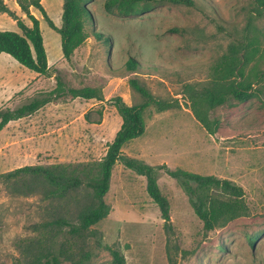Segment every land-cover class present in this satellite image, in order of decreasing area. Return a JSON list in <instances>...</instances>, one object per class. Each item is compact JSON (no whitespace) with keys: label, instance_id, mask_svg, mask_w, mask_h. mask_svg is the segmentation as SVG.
Masks as SVG:
<instances>
[{"label":"rangeland","instance_id":"1","mask_svg":"<svg viewBox=\"0 0 264 264\" xmlns=\"http://www.w3.org/2000/svg\"><path fill=\"white\" fill-rule=\"evenodd\" d=\"M4 1L31 25L16 0ZM109 1L87 4L90 30L109 42L92 34L70 62L63 57L60 34L31 8L48 55L46 75L0 54V109L46 97L58 88V78L66 88H94L101 96L84 99L66 93L9 123L0 133V175L26 166L77 167L101 161L122 125L113 98L120 96L128 105L146 101L132 85L135 80L165 108L152 103L145 110V133L123 151L158 168L171 225L165 227L146 178L121 163L105 196L109 216L92 228L96 235L79 242L71 227L55 222L77 223L91 201L90 188L58 198L31 178L10 185L0 181V264H27L40 247L63 248L70 256L88 254L84 264H111L109 248L119 249L126 264H264V8L257 11L256 0H193L194 5L152 0L140 1L139 12L125 15L117 8L110 11ZM42 4L61 27L63 0ZM0 30L20 32L5 13H0ZM246 54L245 79L256 94L245 101L231 97L208 110L211 122H217L211 134L197 118L194 100L214 86L218 62ZM130 60L139 67L130 69ZM161 165L231 180L244 190L245 212L206 230L183 189Z\"/></svg>","mask_w":264,"mask_h":264},{"label":"trees","instance_id":"2","mask_svg":"<svg viewBox=\"0 0 264 264\" xmlns=\"http://www.w3.org/2000/svg\"><path fill=\"white\" fill-rule=\"evenodd\" d=\"M16 1L21 11L30 20L31 25L16 16L4 0H0V13L10 15L16 21L20 31L0 30V54L11 56L32 72L46 75L49 73L50 67L40 21L33 15L31 8L37 9L44 16L49 27L60 34L62 54L68 62L92 34L104 43L109 42L108 37L90 30L93 25L92 15L87 8L90 0H63L61 27L56 26L50 19L42 0ZM140 1L151 2L152 0H110L107 8L110 11L117 8L121 14L131 15L141 9ZM171 1L178 4L194 5L193 0ZM256 3L257 11L264 8V0H256ZM248 61L246 54L242 58L230 55L218 62L213 74L214 86L206 89L194 100L195 114L211 134L216 133L217 122H211L208 110L228 102L231 97L245 101L256 94L253 83L245 79L244 67ZM128 66L134 70L139 67V64L135 60H130ZM232 78L233 81H231ZM131 83L145 97L146 101L140 105H128L120 96L113 98L112 103L122 118V125L114 140L108 145L107 153L101 161L77 167L69 164L50 167L26 166L0 175V181L7 185L31 178L49 188L50 194L58 198H65L70 193L84 187L90 188L92 190L91 201L78 215L77 223L74 224L66 219H59L55 222L61 227H71L70 232L78 242L85 241L89 234L96 235L97 232L92 228L109 216L111 209L105 202V196L109 192L111 177L118 163L146 178L147 192L158 205L165 227L171 225L169 200L162 194L158 185V168L131 158L123 151V147L127 143L145 133V110L152 103L159 105L162 110L165 106L156 102L150 92L140 86L137 81L133 80ZM66 93L75 98H101L98 90L94 88H66L64 82L58 78V88L46 97L35 98L17 109H0V133L9 123L35 114L45 105ZM202 105L203 107H201ZM159 169L165 170L167 175L178 182L206 230H213L217 226L241 216L246 210L243 200L244 190L231 180L204 176L182 169L171 170L167 165H161ZM99 243L101 244V242ZM39 251L40 253L27 264H84L89 258L88 254L70 256L63 248H59V251L56 252L53 249L40 247ZM109 251L112 256L111 264H126V258L119 249L109 248Z\"/></svg>","mask_w":264,"mask_h":264}]
</instances>
